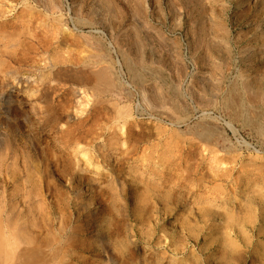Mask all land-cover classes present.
Returning a JSON list of instances; mask_svg holds the SVG:
<instances>
[{"label": "rangeland", "instance_id": "374dc122", "mask_svg": "<svg viewBox=\"0 0 264 264\" xmlns=\"http://www.w3.org/2000/svg\"><path fill=\"white\" fill-rule=\"evenodd\" d=\"M68 238L264 264V0H0V264Z\"/></svg>", "mask_w": 264, "mask_h": 264}, {"label": "bare ground", "instance_id": "6f19581e", "mask_svg": "<svg viewBox=\"0 0 264 264\" xmlns=\"http://www.w3.org/2000/svg\"><path fill=\"white\" fill-rule=\"evenodd\" d=\"M21 61H22V59H21ZM47 220H48V222H47V226H48V225H50L51 220L50 219H47ZM66 223H67V221H66ZM114 232H112V235H113ZM115 234H117V233H115ZM74 242L75 241H74L73 238H68L67 240H62V241L59 239L57 247H54L53 249H50L48 251V253H47L48 255L46 257L43 256V254H44L43 248H44L45 245L40 244L37 239H36V242H33V244L32 243L31 244L28 243V247H23L24 249L22 250V252H20V257H17L18 256L17 252H16L17 250H15L13 248L14 245H16V243H14L13 246H12L11 243H8L7 245L9 247V250H8V252H6V254H8L7 257H6V264H17L16 263V262H18L17 260L19 258H22V257L24 258L25 256H26L25 258L28 257L30 260L29 259H28V261L26 260V262L24 264H59V262H60L59 260H60L61 256H66V254H67L66 252L67 251H73V250L76 251V249L74 247V245H76V244ZM59 246H61L63 248L58 249ZM2 248H3V244L0 241V254L5 252L4 250H2ZM10 249H12V250H10ZM9 251H10V253H9Z\"/></svg>", "mask_w": 264, "mask_h": 264}]
</instances>
